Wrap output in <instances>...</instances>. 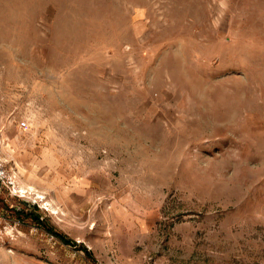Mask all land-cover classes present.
I'll use <instances>...</instances> for the list:
<instances>
[{"label": "rangeland", "instance_id": "rangeland-1", "mask_svg": "<svg viewBox=\"0 0 264 264\" xmlns=\"http://www.w3.org/2000/svg\"><path fill=\"white\" fill-rule=\"evenodd\" d=\"M0 156V264H264V0H0Z\"/></svg>", "mask_w": 264, "mask_h": 264}, {"label": "built area", "instance_id": "built-area-1", "mask_svg": "<svg viewBox=\"0 0 264 264\" xmlns=\"http://www.w3.org/2000/svg\"><path fill=\"white\" fill-rule=\"evenodd\" d=\"M23 126H27L26 123ZM16 185L15 177L9 172L8 164L5 159L0 156V188L11 187Z\"/></svg>", "mask_w": 264, "mask_h": 264}, {"label": "trees", "instance_id": "trees-1", "mask_svg": "<svg viewBox=\"0 0 264 264\" xmlns=\"http://www.w3.org/2000/svg\"><path fill=\"white\" fill-rule=\"evenodd\" d=\"M57 235L61 237L64 241L70 242V240H68V238L65 237L63 234L57 232ZM86 251L90 254V251L88 249H86Z\"/></svg>", "mask_w": 264, "mask_h": 264}, {"label": "bare ground", "instance_id": "bare-ground-1", "mask_svg": "<svg viewBox=\"0 0 264 264\" xmlns=\"http://www.w3.org/2000/svg\"><path fill=\"white\" fill-rule=\"evenodd\" d=\"M28 191V190H27Z\"/></svg>", "mask_w": 264, "mask_h": 264}]
</instances>
